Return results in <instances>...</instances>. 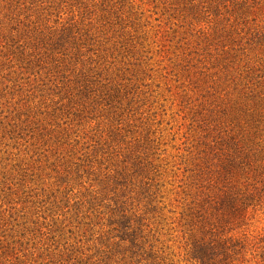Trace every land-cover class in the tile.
Segmentation results:
<instances>
[{
    "label": "rangeland",
    "instance_id": "1",
    "mask_svg": "<svg viewBox=\"0 0 264 264\" xmlns=\"http://www.w3.org/2000/svg\"><path fill=\"white\" fill-rule=\"evenodd\" d=\"M0 264H264V0H0Z\"/></svg>",
    "mask_w": 264,
    "mask_h": 264
},
{
    "label": "trees",
    "instance_id": "2",
    "mask_svg": "<svg viewBox=\"0 0 264 264\" xmlns=\"http://www.w3.org/2000/svg\"><path fill=\"white\" fill-rule=\"evenodd\" d=\"M119 229H122V231H121V233H123L122 240L124 241L125 239H123V237H125V235L129 233L131 227L130 226L122 227V225H121V228H119Z\"/></svg>",
    "mask_w": 264,
    "mask_h": 264
}]
</instances>
